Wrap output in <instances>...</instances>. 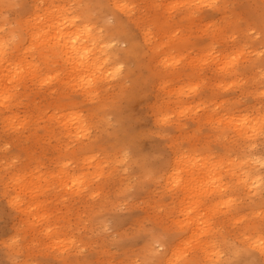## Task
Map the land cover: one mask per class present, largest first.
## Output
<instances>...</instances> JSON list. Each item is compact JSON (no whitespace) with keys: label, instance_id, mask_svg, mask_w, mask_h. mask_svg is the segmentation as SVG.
<instances>
[{"label":"bare ground","instance_id":"obj_1","mask_svg":"<svg viewBox=\"0 0 264 264\" xmlns=\"http://www.w3.org/2000/svg\"><path fill=\"white\" fill-rule=\"evenodd\" d=\"M173 1L158 3L171 12L158 24L163 37L174 24L210 16L198 18L195 9L202 3L214 16L228 7L226 0H188L182 9H173L168 6ZM257 19L262 25L257 43L264 44V6ZM143 21L132 0H0V124L14 142H36L39 134L32 125L39 121L24 133L29 124L19 120L18 112L25 109L41 119L48 106L58 110L50 117L61 123L67 137L76 138L75 149L88 169L74 177L64 171L58 182L65 195L76 192L79 201L83 191L93 194L88 187L105 173L97 152L113 160L131 158L132 175L140 174L139 188L148 196L157 195L169 217L157 222L159 231H140L144 234L141 245L132 247V264H264V56H259L249 35L237 41L244 30L229 45L227 57L212 55L215 77L224 82L219 88L235 89L218 98L213 89L199 86L196 81L204 76L179 56L190 36L171 38L176 53L163 62L152 56L161 45L151 40ZM235 46L242 55L239 62ZM201 49L213 52L211 43ZM145 56L151 63L145 80L156 89H145L154 99L151 134L166 144L141 149L137 138L143 131L130 126L129 117L119 110L131 90L126 83L134 90L143 82L132 66L142 64ZM161 65L165 71L157 69ZM43 80L46 86L37 88ZM37 93L57 95L69 104L64 110L77 100H88L87 118L62 111L56 101L38 104ZM246 96L252 100L243 101ZM114 112L117 126L110 128L107 115ZM189 121L208 124L209 133L192 140L186 131ZM93 125L96 132L89 134ZM209 138L217 141V149L208 146ZM28 155L34 159L33 151ZM10 173L15 174L7 182L15 193L9 199L11 207L24 224L51 239L52 185L43 176L34 181L35 168L28 181L16 170ZM87 221L95 238L103 243L112 239L114 233L107 232L110 219ZM61 242L68 256L78 252L72 241ZM8 249L9 254L15 252L12 246Z\"/></svg>","mask_w":264,"mask_h":264},{"label":"rangeland","instance_id":"obj_2","mask_svg":"<svg viewBox=\"0 0 264 264\" xmlns=\"http://www.w3.org/2000/svg\"><path fill=\"white\" fill-rule=\"evenodd\" d=\"M186 1L188 0H174L168 6L173 9H182V5ZM226 1L228 7L223 15L214 16L211 7L202 3V8L195 9L197 16H206L211 13L210 16L194 22L181 21L179 24H174L166 29L165 37H163L158 24L164 22L163 16L171 15V12L166 13L163 4L158 3H165V0H132V8L144 20L142 24L144 26L148 24L151 40L157 41V45H161L152 54L153 58L164 62L166 56L176 53L170 47L171 38L183 34L190 36L188 43L181 48L179 56L191 61L193 70H198L204 76L201 78L203 81H196L199 86L204 85V88H208V90L213 89L218 98L230 95L231 90L235 89L219 88V85L223 86L224 82H220L215 77L216 66L212 55H219L221 58L227 57L231 50L229 45L233 39H236L240 31L244 30L237 41L240 43L244 36L249 35L248 37L258 47L259 56H264V44L257 43L261 38L260 33H262V25L258 21L257 15L262 12L264 0ZM173 17L175 18V15ZM208 43H211L213 52L201 49ZM233 49L238 54L239 62L242 60V57L239 56L242 55L237 51V46ZM197 59L200 61L196 62ZM150 64L149 57L145 56L142 59V64L136 68L132 66L133 73L140 74L143 82L141 81L140 88L134 90L130 83H126L127 90H131L122 100V108L119 110L120 113L129 117L130 126L133 123L137 129L143 131L137 138L141 149H147L152 145L166 144V141L162 142L154 134H151L155 130V116L150 103L154 99L152 95H146L145 89L147 88L149 91L156 89L152 87L150 81L148 84L145 80L150 71ZM157 69L165 71L163 65L157 66ZM45 84L46 82L43 80L36 87L43 89ZM169 84L173 85V82L171 81ZM62 88L69 91L64 85ZM36 96L38 104L51 105L52 101H56L62 105L59 106L63 107L62 111H74L83 119L87 118L88 111L85 107L88 100L79 102L77 100L64 110V105L69 104L64 100H58L57 95L37 93ZM261 98L263 99V95ZM242 100L250 102L252 97L246 96ZM43 112L44 117L41 119H39L38 113L29 114L25 109L18 112L19 120H24L26 124H29L24 133H27L30 127L37 126L39 139L36 142H14L10 131L6 132L0 124V137L2 138L0 144L4 148L3 152H0V264H63V259L67 260L65 264H82L83 261L90 264H132V247L135 249L141 245L140 237L144 234L140 231L142 229L145 232L159 231L157 222L169 219L168 209L159 204L157 195L148 196V193L146 194L142 188H139L140 174L132 175L130 157L113 160L100 152H97L96 156L105 173L94 178L92 185L88 187L93 194L89 196L86 190L83 191L79 197L80 201L76 192L65 195L58 182L61 180L62 172L68 171L74 177L80 171L86 172L88 169L79 154L80 151L75 149L76 138L67 137L61 123H58L52 116L50 117V115L59 114L58 110H53L52 106H48ZM116 114L117 112L107 115L110 128L117 126L114 119ZM36 121H39L38 124L31 126V123ZM93 126L94 128L89 130V134L96 132V125ZM209 128L208 124H196L194 121H189L186 131L189 135L194 136L192 140L198 138L200 141L209 133ZM178 136L179 133L176 132L175 137ZM208 144L210 148L217 149L216 140L209 138ZM166 150L169 152L167 146ZM30 151L34 153L33 160L28 155ZM2 154L5 157H2ZM114 166H118L119 170L112 172ZM31 168H35L34 181L42 176L47 178L48 185H52V191L55 194L52 198L48 195L50 198L48 213L51 217L53 232L51 239L46 237L44 232L37 234L24 224L9 203V199L15 195L13 190L9 191L7 188L9 178L15 175L10 172L13 173L16 170V174L21 173V177L28 181L32 178L29 175ZM262 170H264V165ZM97 218L110 219L108 222L110 228L107 232L114 233V235L108 243L101 242L97 237L96 239L92 229L91 232L89 230L87 219ZM61 240L75 243L73 247L78 252H71V255L68 256L65 250L60 249L64 244ZM8 246L14 247L15 252L9 254Z\"/></svg>","mask_w":264,"mask_h":264}]
</instances>
